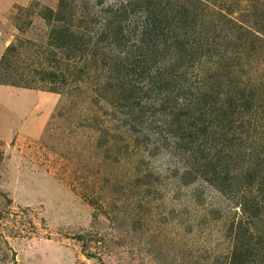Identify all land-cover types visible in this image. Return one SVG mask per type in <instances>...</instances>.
<instances>
[{
    "label": "trees",
    "instance_id": "trees-1",
    "mask_svg": "<svg viewBox=\"0 0 264 264\" xmlns=\"http://www.w3.org/2000/svg\"><path fill=\"white\" fill-rule=\"evenodd\" d=\"M30 8L28 18L49 28L37 50L44 58H29L33 42L12 41L0 58V85L92 108L85 121L104 145L128 135L150 154L172 155L179 189L199 185L189 199L205 211L197 225L206 264H264V0ZM205 186L222 202L208 199ZM189 209L181 214L190 218Z\"/></svg>",
    "mask_w": 264,
    "mask_h": 264
},
{
    "label": "rangeland",
    "instance_id": "rangeland-1",
    "mask_svg": "<svg viewBox=\"0 0 264 264\" xmlns=\"http://www.w3.org/2000/svg\"><path fill=\"white\" fill-rule=\"evenodd\" d=\"M36 2L59 0H0V58L18 38L37 45L29 58H44L49 28L27 16ZM62 100L0 85V264H206L205 211L189 199L199 185L179 189V161L128 135L102 144L85 121L92 108Z\"/></svg>",
    "mask_w": 264,
    "mask_h": 264
}]
</instances>
